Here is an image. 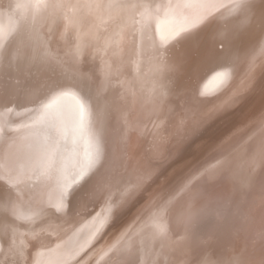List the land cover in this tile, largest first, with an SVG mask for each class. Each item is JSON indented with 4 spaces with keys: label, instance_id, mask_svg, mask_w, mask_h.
I'll list each match as a JSON object with an SVG mask.
<instances>
[{
    "label": "rangeland",
    "instance_id": "1",
    "mask_svg": "<svg viewBox=\"0 0 264 264\" xmlns=\"http://www.w3.org/2000/svg\"><path fill=\"white\" fill-rule=\"evenodd\" d=\"M178 1L0 0V11L9 17L0 21V109L20 116L30 129L45 130L56 145L50 164L23 169L15 180L4 171L0 150V264H112L135 253H142L146 264H170L185 256L186 264L205 259L245 264L248 254H257L255 244L244 253L245 237L235 246V230L243 228L237 194L227 199L226 214L203 207L209 201L196 206L195 201L203 187L224 178V165L241 152L238 145L250 140H244V130L264 112V3L248 24L260 29L253 38L239 28L229 36L211 34L212 25L206 24L220 12L213 10L201 19L204 31L193 43L196 52L188 51L182 65L172 68L165 60L168 48H175L176 38L191 29L197 15L176 10ZM219 22L218 28L226 27ZM236 43L246 50L225 62L223 52ZM94 125L97 138L88 133ZM55 186L57 204L44 203L39 196Z\"/></svg>",
    "mask_w": 264,
    "mask_h": 264
},
{
    "label": "bare ground",
    "instance_id": "2",
    "mask_svg": "<svg viewBox=\"0 0 264 264\" xmlns=\"http://www.w3.org/2000/svg\"><path fill=\"white\" fill-rule=\"evenodd\" d=\"M3 1V0H2ZM170 1V0H169ZM171 2H169L170 4ZM264 3V0H179L178 1V5H177V9H181L180 11L182 13H184L186 10H194V11H197V15H195V17H193V21L191 22V29L188 30L186 33H183L181 34L180 36H178L176 39H177V42L175 44V48H173L174 44H172V46H170L168 48V53L170 54V56L167 55V58L169 59H165V60H168L171 64H172V68L174 67H177V65H182V61H185L183 56H185V58L187 57V54H188V51H192L194 45V41L195 40H199L198 37L200 36V34L204 31V28L201 30H199V26L203 25V21H201V19L205 18L207 15H209L210 13L213 12V10L215 11H220L219 12V15L215 16L214 18L212 17V20L209 22L210 24H206L207 25H212V29H211V34H216L219 35V36H222L224 37L223 35L226 34L227 36L233 34V29L234 31H236V29L239 28V32L241 34H246L244 37L245 38H252L255 37V35H259V32H260V29L256 28L255 30L251 29V27H249V25L251 24L249 21H252V20H256L257 19V16H258V9L260 6V4H263ZM168 5V4H167ZM174 5V4H173ZM189 5V6H187ZM172 6V4H171ZM167 7V6H166ZM43 9V8H42ZM167 9V8H165ZM264 9V8H263ZM193 11V12H194ZM162 12V11H161ZM188 12V11H187ZM191 12V11H190ZM12 13V12H11ZM4 14V15H3ZM155 14V13H154ZM159 14V13H158ZM175 14V13H173ZM178 14V13H177ZM176 14V16H178ZM185 14V13H184ZM188 14V13H187ZM213 14V13H212ZM6 13L5 12H2L0 11V18H1V22H2V18L6 21H9V17L5 16ZM182 15V14H181ZM192 15V14H191ZM14 16V15H13ZM153 16V15H152ZM159 16H162V15H158ZM173 16V15H172ZM185 15H183L184 17ZM188 16V15H187ZM197 16V17H196ZM156 17V16H155ZM179 17V16H178ZM151 18V17H150ZM167 18V17H166ZM172 18V17H170ZM177 18V17H175ZM11 19V18H10ZM155 19V18H154ZM164 19V18H163ZM162 19V20H163ZM179 19V18H177ZM181 19V18H180ZM156 20V19H155ZM154 20V21H155ZM172 20V19H171ZM183 20V19H182ZM190 20V19H189ZM229 20V21H227ZM161 21V20H160ZM176 21V20H174ZM219 21H223L224 23H226V27L222 26L221 28H218L220 27L219 24H221ZM0 22V23H1ZM171 22V21H170ZM181 22V21H179ZM186 22V21H185ZM9 23V22H8ZM154 23V22H153ZM162 23V22H161ZM176 23V22H175ZM250 23V24H249ZM146 24V21L145 23ZM152 24V23H151ZM174 24V23H173ZM177 24V23H176ZM175 24V25H176ZM216 24V26H214ZM249 24V25H248ZM256 24V23H255ZM150 25V24H149ZM172 25V24H171ZM170 25V26H171ZM183 25V24H182ZM1 26V25H0ZM3 26V25H2ZM143 26V25H141ZM146 26V25H144ZM167 26V25H165ZM187 26V25H186ZM205 26V24H204ZM5 27V26H4ZM9 27V26H8ZM151 27V26H150ZM180 27V25H179ZM185 27V26H184ZM248 29H247V28ZM257 27V25H256ZM3 28V27H2ZM165 28V27H164ZM181 28V27H180ZM179 28V29H180ZM187 28V27H185ZM184 28V30H185ZM39 29V28H38ZM156 29H157V26H156ZM159 29V28H158ZM167 29V28H166ZM183 29V28H182ZM145 30V29H144ZM153 30V28H152ZM178 30V28H177ZM199 30V31H197ZM143 31V30H142ZM149 31V28L147 30V32ZM163 31V30H161ZM160 31V33H161ZM181 31V30H180ZM36 32V31H35ZM141 32V31H140ZM201 32V33H200ZM12 33V32H11ZM34 33V32H33ZM139 33V32H138ZM145 33V32H143ZM152 33V32H151ZM156 33H159L158 30ZM200 33V34H199ZM2 34V33H1ZM141 34V33H140ZM148 34V33H147ZM164 34V32H163ZM169 34V33H168ZM179 34V33H178ZM199 34V35H197ZM235 34V33H234ZM239 34V33H238ZM236 34V35H238ZM240 34V35H241ZM151 35V34H149ZM156 35V34H154ZM158 35V34H157ZM161 35V34H160ZM176 35V34H174ZM210 35V34H209ZM133 36V35H132ZM139 36V35H138ZM144 36V35H143ZM148 36V35H147ZM215 36V35H213ZM215 36V37H216ZM10 37V36H9ZM14 37V36H12ZM140 37V36H139ZM138 37V39H139ZM150 37V36H149ZM155 37V36H154ZM242 37V36H241ZM130 38V37H129ZM132 38V37H131ZM136 38V37H135ZM143 38V37H142ZM141 38V39H142ZM156 38H158L156 36ZM170 38V37H169ZM204 38V37H203ZM202 38V39H203ZM221 38V37H220ZM147 39V38H145ZM164 39V38H162ZM228 39V38H227ZM242 39V38H240ZM239 39V41H241ZM130 40V39H129ZM216 40V39H215ZM232 40V39H231ZM133 41V40H131ZM130 41V42H131ZM138 41V40H137ZM140 41V39H139ZM138 41V42H139ZM141 41H145L144 39H142ZM140 41V42H141ZM148 41V40H147ZM151 41V40H150ZM162 40H160L161 42ZM170 41V40H169ZM136 42V40L134 41ZM156 42V41H155ZM154 42V43H155ZM133 43V42H132ZM137 43V42H136ZM144 43V42H143ZM142 43V44H143ZM151 43V42H150ZM158 43V41H157ZM169 44V43H168ZM197 44V42H196ZM199 44V43H198ZM234 44V43H233ZM135 45V43H134ZM132 45V46H134ZM151 45H154V44H151ZM159 45V44H157ZM166 45V44H165ZM207 45V44H205ZM136 46V45H135ZM144 45H142L143 47ZM164 46V45H163ZM240 46V47H239ZM242 46V47H241ZM244 46H247L243 43H236V45H230L228 44L225 52H223L225 54V57L223 60H225V62H228L229 63V60L231 61V59H236L238 57V55L240 53H243L246 48ZM149 47V46H148ZM146 47V48H148ZM152 47V46H151ZM150 47V48H151ZM158 47V46H157ZM166 47V46H164ZM198 47V46H197ZM234 47V51L232 52V48ZM236 47V48H235ZM134 48V47H133ZM140 48V47H138ZM144 48V47H143ZM156 48V47H155ZM153 47V52L156 51ZM167 48V47H166ZM205 48V46H204ZM132 49V47H131ZM149 49V48H148ZM155 49V50H154ZM195 49H199L198 48H195ZM135 50V48H134ZM140 50V49H138ZM151 50V49H150ZM132 51V50H130ZM129 51V52H130ZM144 51V50H143ZM160 51V49H159ZM194 51V50H193ZM135 51H133L134 53ZM145 52V51H144ZM149 53V50L147 51ZM151 52V51H150ZM166 52V53H167ZM196 52V50L194 51ZM154 53H157V52H154ZM135 54V53H134ZM144 54V53H143ZM151 54V53H150ZM158 54V53H157ZM161 54V53H160ZM163 54V52H162ZM138 55V54H136ZM159 55V54H158ZM144 56V55H142ZM155 56V55H154ZM153 56V57H154ZM157 56V55H156ZM160 56V55H159ZM197 56V55H196ZM203 56V55H202ZM189 57V56H188ZM139 58V56H138ZM160 58V57H159ZM136 59V58H135ZM143 59V58H142ZM158 59V58H157ZM183 59V60H181ZM130 60V58H129ZM129 60H126L129 62ZM159 60V59H158ZM162 60V59H161ZM192 60V59H191ZM133 61V60H132ZM135 61V60H134ZM127 62V64H128ZM131 62V61H130ZM165 62V61H164ZM164 62H163V65H164ZM168 62V63H169ZM188 62V61H187ZM233 62V61H232ZM134 63H137V62H134ZM134 63H129V64H134ZM140 63V62H138ZM142 64V63H141ZM152 64V63H151ZM161 64V62H160ZM146 65V64H145ZM149 65V64H148ZM191 65V64H190ZM171 66V65H170ZM188 66V65H187ZM127 67V66H126ZM134 68H137V67H134ZM140 68V67H139ZM170 68V67H169ZM168 68V69H169ZM146 69V68H145ZM157 69V68H156ZM192 69V67L190 68ZM221 69V68H220ZM148 70V69H147ZM173 70V69H172ZM189 70V69H188ZM193 70V69H192ZM208 70V69H207ZM211 70V69H210ZM213 70V69H212ZM222 70V69H221ZM127 71V69L125 70V72ZM133 71V70H132ZM171 72V70H169ZM216 71V70H215ZM63 72V71H62ZM134 72V71H133ZM146 72V71H145ZM214 72V71H213ZM220 72V71H219ZM64 73H66L64 71ZM72 73V72H71ZM144 73V71H143ZM169 73V72H168ZM191 73V72H190ZM194 73V72H193ZM205 73V72H204ZM208 73V72H207ZM212 73V72H210ZM215 73V72H214ZM217 73V72H216ZM62 74V73H61ZM68 74V73H67ZM66 74V76H68ZM74 74V73H73ZM160 74V73H159ZM165 74V73H164ZM209 74V73H208ZM64 75V74H63ZM62 75V76H63ZM71 75V74H70ZM81 75V74H80ZM93 75V74H92ZM143 75V74H142ZM215 75V74H214ZM214 75H212V77H214ZM216 75H219V74H216ZM54 75H52L53 77ZM65 76V75H64ZM72 76V75H71ZM83 76V75H82ZM162 76V75H161ZM205 76V75H204ZM207 76V75H206ZM39 77V76H38ZM51 77V78H52ZM91 77V76H90ZM94 77V76H93ZM92 77V78H93ZM146 77V76H145ZM164 77V76H162ZM199 77V76H198ZM209 79H210V76H208ZM216 77V76H215ZM214 77V78H215ZM45 78V77H43ZM42 78V79H43ZM54 78V77H53ZM87 78H89L87 76ZM86 78V79H87ZM91 78V79H92ZM203 78V77H202ZM219 78V76H218ZM217 78V79H218ZM41 79V77H39V80ZM48 79V78H47ZM46 79V80H47ZM63 79V78H62ZM66 79V78H65ZM78 79V78H77ZM83 79V78H82ZM81 79V80H82ZM89 79V80H91ZM95 79V78H93ZM206 79V78H205ZM2 80H5L2 79ZM38 80V81H39ZM52 80V79H51ZM59 80V79H58ZM70 80V79H69ZM73 80V79H72ZM149 80V79H147ZM204 80V79H202ZM207 80V79H206ZM216 80V78H215ZM60 81V80H59ZM78 81V80H77ZM84 81V80H83ZM81 81V82H83ZM96 81L93 80L92 82ZM157 81V80H156ZM80 82V81H79ZM3 83V81H2ZM20 83V81H19ZM22 83V82H21ZM20 83V84H21ZM41 83V82H40ZM52 83V81H51ZM61 83V82H59ZM58 83V84H59ZM69 83V82H68ZM199 83V81H198ZM5 84V83H4ZM7 84V82H6ZM10 84V83H9ZM15 84V83H13ZM41 84H44V83H41ZM62 84V83H61ZM65 85V83H63ZM71 86H72V83H69ZM82 84V83H80ZM87 84V83H86ZM2 85V84H0ZM18 85V84H17ZM76 85V84H75ZM79 85V83H78ZM83 85H85L83 83ZM89 85V84H88ZM94 85V84H93ZM8 86V85H7ZM44 86V85H43ZM42 86V89L44 88ZM59 86V85H58ZM80 86V85H79ZM5 87V86H4ZM9 87V86H8ZM16 87V86H14ZM47 87V86H46ZM50 87V86H49ZM54 87V86H53ZM57 87V86H56ZM54 87V88H56ZM66 87V86H65ZM68 87V86H67ZM73 87H74V84H73ZM202 87V86H201ZM205 87V86H204ZM3 88V87H2ZM10 88V87H9ZM13 88V87H12ZM59 88L61 89V87L59 86ZM85 88V87H84ZM200 88V87H198ZM203 88V87H202ZM14 89V88H13ZM34 89V87H33ZM36 89V88H35ZM41 89V88H40ZM46 89V88H44ZM53 89V88H52ZM67 89V88H66ZM8 90V89H7ZM12 90V89H10ZM17 90V89H16ZM15 90V91H16ZM29 90H32L31 89V86H30V89ZM47 90H49L47 88ZM46 90V92H47ZM54 90V89H53ZM58 90V89H57ZM62 90H63V87H62ZM61 90V91H62ZM71 90V89H70ZM88 90V89H87ZM85 89V93L87 91ZM45 90H43L44 92ZM67 92V90H64ZM192 93H193V89L191 90ZM4 92V91H3ZM2 92V93H3ZM7 92V91H6ZM41 91H39L40 93ZM53 92V91H52ZM52 92L50 94H52ZM55 92V90H54ZM63 92V91H62ZM61 92V93H62ZM74 92V90H73ZM76 92V91H75ZM84 92V91H83ZM82 92V93H83ZM88 92V91H87ZM202 92V91H201ZM200 92V94H201ZM16 93V92H15ZM48 93V92H47ZM85 93L83 94L85 96ZM111 93H112V89H111ZM196 94V92H194ZM193 93V94H194ZM204 93H207V92H204ZM7 94V93H6ZM12 94V92H11ZM20 94V93H18ZM46 94V93H44ZM64 94V93H63ZM77 94V93H76ZM88 94V93H87ZM104 94V93H103ZM199 94V93H198ZM197 94V96H198ZM14 95V93H13ZM21 95V94H20ZM47 95V94H46ZM60 95V94H59ZM102 94H100L99 96L101 97ZM108 95V94H107ZM8 96V95H7ZM58 96V95H57ZM82 96V95H81ZM87 96V95H86ZM106 96V95H103V97ZM200 96V95H199ZM11 97V96H9ZM15 97V96H14ZM22 97V96H21ZM32 97V96H31ZM41 97V96H39ZM44 97V96H43ZM43 97L41 98V100L43 99ZM48 97V96H47ZM50 99H51V96H49ZM98 97V96H96ZM99 97V98H100ZM107 97V96H106ZM17 98V97H16ZM16 98L14 100H16ZM20 98V97H19ZM24 98V97H23ZM22 98V99H23ZM38 98V96H37ZM45 98V97H44ZM74 98H77V97H74ZM83 98H86V97H83ZM88 98V97H87ZM86 98V99H87ZM98 98V99H99ZM10 99V98H9ZM21 99V100H22ZM55 99V98H54ZM57 99V98H56ZM80 99V98H79ZM104 99V98H102ZM109 99V98H108ZM8 101V99H6ZM38 100V99H37ZM40 100V99H39ZM38 100V101H39ZM47 100V99H46ZM100 100V99H99ZM3 101H4V98H3ZM19 101V100H18ZM30 101V100H29ZM45 101V99H44ZM80 102V100L77 99V102ZM82 101V100H81ZM109 101V100H107ZM41 102V101H40ZM50 102V100H49ZM53 102V101H52ZM101 102V101H99ZM26 102H24L25 104ZM36 103H38L36 101ZM45 103V102H44ZM51 103V102H50ZM86 103V102H85ZM104 100H103V103L102 106H104ZM15 104V103H14ZM82 104V103H81ZM80 104V105H81ZM84 104V103H83ZM82 104V105H83ZM97 104V103H96ZM2 105V104H1ZM11 105V104H9ZM31 105V104H30ZM35 105V104H34ZM41 105V104H40ZM47 105V104H46ZM79 105V104H78ZM81 105V106H82ZM91 105V104H90ZM107 105V104H106ZM18 106V104H17ZM84 106V105H83ZM82 106V107H83ZM27 107V105H26ZM38 107V106H37ZM43 107V104L42 106ZM40 107V109H41ZM108 108V106H105ZM44 108V107H43ZM72 108L73 109H77L76 105L72 104ZM38 109V110H40ZM86 109V108H85ZM93 109V108H92ZM106 109V108H105ZM24 110V109H23ZM103 110V109H102ZM107 110V109H106ZM22 111V110H21ZM31 111V110H30ZM42 111V109H41ZM44 111V110H43ZM110 111V109H109ZM82 113L83 110H81ZM120 112V111H119ZM23 113V112H22ZM25 113V111H24ZM43 113V112H41ZM110 113V112H109ZM28 114V112L26 113ZM25 114V115H26ZM86 114V113H85ZM23 116V114H21ZM101 115V114H100ZM105 115V114H104ZM111 115V114H110ZM108 115V116H110ZM21 116V117H22ZM77 114H76V118H77ZM85 116V115H84ZM82 116V117H84ZM107 116V115H106ZM107 116V117H108ZM39 118V116H37ZM81 117V116H80ZM25 119H27L28 117H24ZM32 118V117H31ZM85 118V117H84ZM102 118V117H101ZM103 118L105 119V117L103 116ZM111 118V117H110ZM34 119V118H33ZM100 119V118H99ZM109 119V118H107ZM81 120V119H79ZM102 120V119H101ZM28 122H32V121H29L27 120ZM104 120H102L103 122ZM106 121V119H105ZM253 121L257 122L255 123L253 126H249L246 130H244L242 128V130H244V136H246L244 138V140L247 139H250V140H246V143H241L240 145H238L241 149V152L236 154L235 158L230 161L229 163H226L228 162V160H226V164H228L227 166L224 165V169H226V172H222L224 175H221V177L224 178L223 179H220L217 178V179H220L219 181L217 182H211L210 184L206 185V187H203L202 188V192L199 193L198 195V198H196V201H195V206L196 204H200V203H203L205 201H209L210 203L206 204L205 206L203 207H213L215 210L219 209L224 211V213L226 214V210H227V199L228 200H234L233 197L236 196L237 194V202L240 200L241 204L243 203V206H242V211L240 212V215H243V219H242V222H243V228L240 227L241 225H239V230H235V232L237 233L235 235V237L238 235L237 237V241L235 242V246L238 247V244L243 240V238H247V242L245 243V247H244V253H246V251H250L251 250V244H255V246H257V249H258V252L255 256L251 255V254H248V259L247 261L245 262V264H264V248L261 250V248L263 247V245L261 244L260 241H264V172H263V167H264V112L260 111V112H257L255 114V116L253 117L252 119V122H250V124L253 123ZM262 122L261 124H258L259 122ZM25 120H23V118H20V116L18 117H15V116H12L11 114L7 113V111H5L4 109H0V140L4 143V147L0 150L3 151V157H2V161H1V164H2V167L5 169L4 171L8 172L9 174V177L12 178V180H15V177L18 176L21 171L23 169L27 170L26 168H30L35 166L36 168L38 167H43L44 165H47V164H50L49 162L52 160V158H54V154H55V142L53 143V141H50L51 139L48 137V134L45 130H40V129H30L27 125H25ZM81 122V121H80ZM98 122V121H97ZM100 122V121H99ZM108 123V121H107ZM107 123H104V125H106ZM26 124H29L26 122ZM98 124V123H97ZM32 125V124H31ZM257 125H260L261 127H258ZM30 126V124H29ZM79 126V125H78ZM102 126V124H101ZM32 127V126H31ZM106 128V126H105ZM104 128V129H105ZM80 129H82L81 127V124H80ZM100 129V128H99ZM78 131H79V128H78ZM98 130H96V125H94L92 128L90 127L88 133L89 135L91 136H95V138L98 137ZM100 132V131H99ZM104 132V130H103ZM102 132V133H103ZM98 133V134H97ZM238 133V132H237ZM101 134V133H100ZM106 136V135H104ZM109 136V135H108ZM242 137V135H240ZM64 137V136H63ZM104 138V137H102ZM107 139L109 137H106ZM72 139V137H71ZM104 138V140H106L107 142L110 140H107ZM76 140V139H75ZM103 140V139H102ZM243 140V141H244ZM73 141V140H72ZM229 141V139H228ZM248 142V143H247ZM1 143V142H0ZM76 143V142H75ZM105 143V142H104ZM229 142H224V144L222 145H225ZM235 143V142H234ZM78 144V143H77ZM103 144V143H102ZM107 144V143H106ZM233 145V144H232ZM232 145H230V148L232 147ZM94 146V145H93ZM1 147V146H0ZM78 147V146H77ZM227 149V148H226ZM78 151V150H77ZM105 151V149H104ZM106 152V151H105ZM224 152V151H223ZM222 152V153H223ZM85 153V152H84ZM90 154V153H89ZM94 154V153H93ZM221 154V152H220ZM77 155V154H76ZM105 155V154H104ZM75 156V155H74ZM73 156V157H74ZM79 156V155H78ZM70 156L67 157V158H63V161L65 163L68 162ZM225 159V158H224ZM61 160V159H60ZM59 160V161H60ZM72 162L74 161L73 159H71ZM221 162V161H220ZM60 163V162H59ZM62 163V162H61ZM222 163V162H221ZM61 165V164H60ZM65 165V164H63ZM101 165V163H100ZM223 165V164H221ZM219 165V166H221ZM68 166V165H67ZM66 166V167H67ZM215 166V164L213 165ZM48 167V166H47ZM45 168V167H44ZM101 167H99L100 169ZM105 168V167H104ZM219 168V167H217ZM221 168V167H220ZM39 169V168H38ZM51 169V168H50ZM65 169V168H64ZM208 171L209 168H207ZM206 169V170H207ZM222 169V168H221ZM220 170V169H218ZM217 170V171H218ZM34 171H35V168H34ZM47 171V170H45ZM219 172V171H218ZM217 172V173H218ZM23 173V172H22ZM27 173V171H26ZM30 174V172H28ZM27 173V174H28ZM34 173V172H33ZM56 173V172H55ZM61 173V172H60ZM59 173V174H60ZM206 173V172H205ZM208 173V172H207ZM24 174V173H23ZM22 174V175H23ZM37 174V173H36ZM96 174V173H94ZM210 174V173H209ZM26 175V174H25ZM48 175V174H47ZM57 175V174H56ZM207 175V174H206ZM8 176V175H7ZM21 176V175H20ZM27 176V175H26ZM203 176V175H202ZM215 175H213L214 177ZM219 176V175H218ZM55 177V176H54ZM2 178V177H1ZM8 178V177H7ZM30 178V177H29ZM28 178V179H29ZM95 178V177H93ZM207 179V178H206ZM213 179V178H212ZM214 178V180H217ZM4 180V179H3ZM6 180V179H5ZM11 180V181H12ZM17 180H18V177H17ZM20 180V179H19ZM23 180V179H22ZM54 180V179H53ZM56 180V179H55ZM93 180V179H92ZM203 180V179H202ZM21 181V180H20ZM19 181V182H20ZM59 181V180H57ZM197 181V180H196ZM211 181V180H210ZM2 182V181H1ZM5 182V181H4ZM18 182V181H17ZM26 182V181H25ZM61 182H63L61 180ZM207 182V181H206ZM8 182H6L7 184ZM15 183V182H14ZM14 183H11L12 185ZM49 183V182H48ZM57 183V182H56ZM10 184V183H9ZM10 184V185H11ZM17 184V183H16ZM47 185V183H46ZM51 185V184H49ZM53 186L55 184H52ZM51 185V186H52ZM62 185V184H61ZM86 185V184H85ZM17 186V185H16ZM13 187H15L13 185ZM44 187V186H43ZM192 187V186H190ZM232 187V188H231ZM8 188V187H7ZM46 188V187H45ZM16 189V188H15ZM43 189V188H42ZM61 189V188H60ZM230 189L231 192H230ZM16 191V190H15ZM63 191V190H61ZM36 192V191H35ZM200 192V190H199ZM38 193V192H37ZM36 193V194H37ZM41 193V192H40ZM39 193V194H40ZM60 194V193H59ZM196 195V194H195ZM38 196V194H37ZM57 196H58V190L55 187L51 188L50 190L48 191H44L42 192V194L39 196L43 201L44 203L46 204H50V203H54L56 202L57 200ZM19 198V196H17ZM16 197V198H17ZM195 198V197H194ZM40 199V200H41ZM192 199V197H191ZM36 201V200H35ZM38 201V200H37ZM192 201V200H191ZM60 203V202H59ZM190 203V202H189ZM54 204H57V203H54ZM37 205V204H35ZM41 205V204H40ZM191 205V204H190ZM194 205V204H193ZM46 206V205H45ZM54 206V205H53ZM60 206V204H59ZM42 206H40L41 208ZM50 207V206H49ZM56 207V205L54 206ZM58 207V205H57ZM51 208H53L51 206ZM36 210V209H35ZM40 211V210H39ZM37 211V212H39ZM23 212V211H22ZM245 221V222H244ZM238 224V223H237ZM233 237L231 239V242L234 241V238ZM149 246H153V243H150ZM241 247V246H240ZM260 249V250H259ZM134 251H138V250H134ZM257 251V250H256ZM129 257V261L128 260H125L126 257L123 259L125 260V263H122L121 260H115L114 262H112V264H132V262L136 263L139 262L138 264H140V262L142 261L143 264H146L143 260V254L141 253V256L138 255V254H133V255H130L128 256ZM92 259V258H91ZM228 258H226V256H224V260L222 261L225 262L227 261ZM89 261V259H88ZM87 261V262H88ZM121 261V263H119ZM131 261V262H130ZM188 258L185 256L181 259H176V258H172L168 263L170 264H186L188 262ZM23 262V261H22ZM91 260L88 262L90 263ZM244 262V260H242L240 262V264H242ZM30 264H33V261L32 263ZM201 264H212L210 262V260H207L205 259Z\"/></svg>",
    "mask_w": 264,
    "mask_h": 264
}]
</instances>
